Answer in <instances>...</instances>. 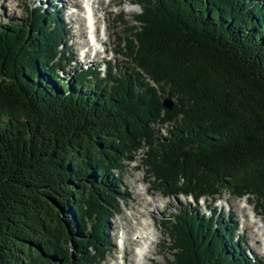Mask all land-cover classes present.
<instances>
[{"label":"trees","instance_id":"1","mask_svg":"<svg viewBox=\"0 0 264 264\" xmlns=\"http://www.w3.org/2000/svg\"><path fill=\"white\" fill-rule=\"evenodd\" d=\"M131 1L140 13L118 36L130 66L103 78L61 75L72 62L58 5L31 8L25 28L0 24V264L104 263L120 173L140 153L165 197L229 191L264 215V3ZM220 220L178 209L170 264H264Z\"/></svg>","mask_w":264,"mask_h":264},{"label":"rangeland","instance_id":"2","mask_svg":"<svg viewBox=\"0 0 264 264\" xmlns=\"http://www.w3.org/2000/svg\"><path fill=\"white\" fill-rule=\"evenodd\" d=\"M260 1L264 3V0ZM78 2L76 4L80 5L79 10H77L78 6L73 3L67 4V0H0V24L13 20L25 28L31 8L48 6L54 11L61 8L59 12L62 23L68 30L65 51L72 62L67 65L66 69L69 75L61 74L65 79L69 80L76 69L79 70L81 67L86 69L91 66L100 72L103 78L109 63L119 67L130 66L119 52L121 47L118 45V36L125 37L127 26L124 22L135 23L133 17L136 13H140V7L134 5L131 0H96L94 4L97 7L98 37L106 43V47L99 45L101 54L94 56L87 46L90 44V37L85 25L82 0ZM57 5L58 9H56ZM78 16L80 21L77 20ZM103 50L106 52L103 53ZM166 98L168 97L165 96ZM174 101L177 104V101ZM162 132L163 135H167V126L162 129ZM125 164V169L120 173L124 200L120 201V213L114 215L110 222L111 251L107 253L106 261L102 264H120V262L123 264V259H125V264H142V262L144 264H170L173 257L168 244L169 234L164 226L167 220L175 217L178 209L182 207L202 210L208 216H215L217 221L221 217L220 224L231 226L235 229V237L244 240L248 257L264 262V215L257 208L254 198L247 196L238 198L229 191L215 199L202 198L199 202L187 196L177 199L167 198L153 188L154 185L148 179L146 168L143 165L142 153L137 155L134 162ZM246 200L249 202L248 206L245 203ZM254 216L252 220L251 217ZM229 218L232 223L229 222ZM143 225L148 228L150 226L152 230L156 229L157 235L151 239L152 246L147 254V260L144 261L141 258L140 262L139 257L135 256L136 248H140L146 239L136 242V236L141 232ZM123 231L127 237L124 251L120 244Z\"/></svg>","mask_w":264,"mask_h":264},{"label":"bare ground","instance_id":"3","mask_svg":"<svg viewBox=\"0 0 264 264\" xmlns=\"http://www.w3.org/2000/svg\"><path fill=\"white\" fill-rule=\"evenodd\" d=\"M71 3H73L74 5H77L78 6L77 10H79V6L80 5L76 4V3H79L78 0H67V4H71ZM94 3L96 4V0H88L87 4H85L84 0H82V8H83V11H84L85 8L88 11L87 15H88V18H89V26H90V29L92 30V32L91 31L88 32V35L90 36L89 43L92 42V44L91 45L89 44L87 46L91 47L93 49L92 51H94L98 55L101 52L100 51L101 49H99V45L101 44L102 47L103 46L106 47V43L105 42L103 43L100 40V38L98 37L99 35H98V29H97V20H98L97 19V9H96L97 7H95ZM77 20L80 21L79 20V16H78ZM105 50H106V48H105ZM254 218H255V216L251 217L252 220H254ZM146 224H148V223H146ZM142 227H143L142 230H140L141 232L138 233L140 235L138 236V234H137V236H136L137 237L136 238V242L140 241L141 239H146V240H145V243H143V245L140 246V248H136V252L137 253L135 254V256H136V258L139 257V261H140L141 258L144 261H146L147 260L146 258L148 256L147 254L149 253V250H151L150 248L152 246L151 239L153 238V236H156L157 233H156V229L152 230V228L150 226H149V228L147 226H145V225H143ZM126 238H127L126 237V233L123 231L122 232L121 242H120L122 251H124L125 247H126ZM134 261H136V259H134ZM134 263H136V262H134ZM120 264H122V263L120 262ZM142 264H144V263L142 262Z\"/></svg>","mask_w":264,"mask_h":264},{"label":"water","instance_id":"4","mask_svg":"<svg viewBox=\"0 0 264 264\" xmlns=\"http://www.w3.org/2000/svg\"><path fill=\"white\" fill-rule=\"evenodd\" d=\"M164 106L169 109V110H172L174 109V107L176 106V102L171 100L170 98H166L164 100Z\"/></svg>","mask_w":264,"mask_h":264}]
</instances>
